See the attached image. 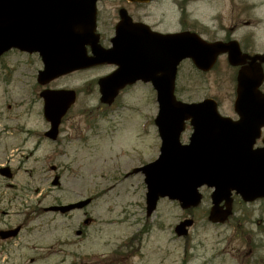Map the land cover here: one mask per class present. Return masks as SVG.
<instances>
[{
	"label": "rangeland",
	"instance_id": "1",
	"mask_svg": "<svg viewBox=\"0 0 264 264\" xmlns=\"http://www.w3.org/2000/svg\"><path fill=\"white\" fill-rule=\"evenodd\" d=\"M107 2L106 7L112 5ZM145 12L161 30H178L180 20L181 27L194 28L208 40L232 31L235 38L264 52V0H161ZM6 59L14 71L6 81L0 78V166H10L13 176L0 175V228H23L13 241H0V264H264V200L235 201L229 220L212 224L206 218L211 189L202 187L203 200L192 211L162 198L146 216L143 175L129 172L159 152L152 122L158 105L149 84L122 92L114 104L102 108L106 116L90 129L85 116L76 114L97 113L92 108L98 105V93L87 83L104 70L59 78L53 82L56 87L81 88L62 128L61 152L42 140L33 151L29 148L36 146V134L47 127L38 100L41 87L35 84L42 64L35 54H10ZM234 89V70L224 56L203 74L188 60L179 66L176 94L183 100L213 97L222 114L234 117ZM189 133L190 128L182 141ZM52 164L58 169H50ZM56 174L60 183L53 185ZM89 196L94 200L88 208L86 240L76 235L81 213L63 217L43 210L57 199ZM185 217H193L194 224L186 236L177 237L173 228Z\"/></svg>",
	"mask_w": 264,
	"mask_h": 264
},
{
	"label": "water",
	"instance_id": "2",
	"mask_svg": "<svg viewBox=\"0 0 264 264\" xmlns=\"http://www.w3.org/2000/svg\"><path fill=\"white\" fill-rule=\"evenodd\" d=\"M96 1L0 0V55L11 48L38 52L43 62L37 78L41 84L95 64L117 63L115 72L98 80L103 103H111L125 84L138 79L152 83L158 102L154 123L161 138L160 152L154 161L133 169V173L144 174L147 215L165 196L178 200L184 209L198 205L203 185L213 189L212 222H223L231 213L233 191L245 201L264 198V145L252 148L264 127V92L260 90L264 54L253 55L243 65L248 56L236 40L208 42L188 30L160 34L126 18L116 27L114 47L105 49L95 32ZM221 53H227L229 64L241 65L233 104L236 120L222 116L212 98L187 103L174 95L177 66L183 59L189 58L196 68L208 71ZM40 95L44 116L51 123L47 135L55 137L76 93L73 89H45ZM186 121L193 130L189 142L182 144L180 135ZM0 174L12 176L8 167L0 168ZM89 202L90 198L46 210L64 213ZM192 223L191 218L179 222L176 234H187ZM18 230L19 226L1 230L0 236H14Z\"/></svg>",
	"mask_w": 264,
	"mask_h": 264
},
{
	"label": "flooded vegetation",
	"instance_id": "3",
	"mask_svg": "<svg viewBox=\"0 0 264 264\" xmlns=\"http://www.w3.org/2000/svg\"><path fill=\"white\" fill-rule=\"evenodd\" d=\"M107 1L108 0H97V4H96L97 5L96 25H97V31L99 32V41H100L102 46H104V47H112L113 46L112 38H113V36L115 34L116 26L118 25V23L121 20L124 19L122 16L126 17L131 22H135V23H138V24L146 25L153 31L167 32L165 30L159 29L157 27V22H150V20L148 19V17H150V13H147L148 11L145 12L146 8L159 3L161 0H151V1L146 2V3L131 2V1H128V0H111L112 1V3H111L112 5H109V7L108 6L106 7L105 5L107 3H109ZM179 9L181 11L180 6H179ZM178 25H179L178 30H181L182 27H181L180 20L178 21ZM174 31H176V30H174ZM231 32L232 31L227 32L226 34H224L222 39L224 41H228L230 39H234L235 36L233 35V32L232 33ZM238 41H239L240 48H241L243 53L247 54L248 56H252L253 54L257 53V50L254 47H252L251 45H249L247 43V40H244L243 38H239ZM10 54H18V55H21V56H25L26 58H28V57H30V56H32L34 54L37 55V53H29V52L21 51V50L14 49V48H12V49L8 50L7 52H4L3 54H1L0 55V75H2V77L0 76V78H2L3 81H6L5 76L7 74H11L14 71V68L12 67V64L6 59ZM248 58L250 59V57H248ZM249 59H247V61ZM118 66L119 65H117L116 63H102V64H99V65L91 67V69H103L104 70L103 73H101L100 75L96 76L89 83H87L90 86V88L92 89V92H95V91L98 92L97 79L100 76H103V75H106L108 73L113 72L114 70H116L118 68ZM234 69H235V71L237 70L236 67ZM38 70H39V68L37 69V72H38ZM37 72L35 74V79L37 77ZM54 81H56V80L49 81V82H47L44 85H39L37 82L35 84L38 87H41V89H43V88H55L56 86L53 85ZM136 84H143V82L138 80L133 85H127V86L123 87L120 92L128 90L130 87H132V86H134ZM145 84H149L150 87H151L150 83H145ZM80 90H81V88H76L77 95H78ZM38 100H39V103L41 104V112H42V116H43V100L41 98L38 99ZM101 107L102 106L98 104V106H96V108H92V110L95 111V113H96L97 110L101 109ZM73 108H74V105L71 106V108L68 110L66 115L62 118L61 123L59 125L58 133H57V135L55 137H51V136H48L46 134L47 130L50 127V123L47 122L44 119L46 121L47 127H46L45 130H43V132H41V133L39 132V135L36 134V138H37L36 141H35L36 146H33L32 148H29V150L35 151L37 149V146L42 141H45V142H47L48 145L54 146L53 150L61 152V150L58 148L59 147L58 145L63 143L62 138H61L62 128H63V125H64L66 119H68L70 112L73 111ZM81 112H83V111L82 110L80 112L77 111L76 115H80V116L84 115L86 120L89 121L88 127L90 129H93L95 127L94 124L96 122L98 123V119L101 118L100 113L99 114H95V115L92 114V115L87 116L86 114H83ZM234 118H236V116H234ZM189 128L190 127H189V124L187 122L185 124V130L183 132V135L188 132ZM23 132L25 134L26 133L31 134L32 135L31 137H33V133L30 130H24ZM263 135H264V128H262V130H261V136L257 137L254 140V143L252 145L253 148H259V147H261L263 145V142H262ZM25 137H26L27 140L29 139L27 135ZM159 144H160V141H159ZM159 144H158V147H159ZM50 169L57 170L58 166L52 164L50 166ZM56 175L58 176L56 185H58L60 183V181H59L60 180V175H58V174H56ZM84 198H76V199L68 200V201H62L61 199H57L54 202H52V204H50V205H62V204L74 203V202L80 201L81 199H84ZM93 200H94V198L91 197L90 203L88 205L83 206L80 209H74V210H72L70 212H67V213H64V214H62L59 211H56L54 213L58 214L60 216H63V217H67L68 214L73 212V211L81 213L83 218L81 220V223L78 222L79 227H78V229H76V235L77 236H81L83 239L86 240L88 238V232H87L88 229H87V227L90 225V221H91V217H89L90 213L88 211V208H89L90 204L93 202ZM235 201H238L241 204H254L257 201L258 202L262 201V199H256V200L251 201V202H245V201L241 200L238 196L234 195L233 196V202H232V208L233 209H234ZM44 208L45 207H43V210H44ZM51 212H53V211H51ZM206 213H207L206 214V216H207L208 215V209H207ZM233 213H234V211H233ZM19 225H20V231H21L22 228H23V225L22 224H19ZM4 226H6V227L0 228V229L9 230V229L13 228V226H9L8 224H5ZM20 231L14 237H8V238H5V239L0 238V241H2L4 244L6 242H11V241H13L14 239H16L18 237ZM129 240L127 241V244L130 243ZM5 249H6V247H3L2 250H5ZM33 261H34V258L33 257L30 258V262H33Z\"/></svg>",
	"mask_w": 264,
	"mask_h": 264
}]
</instances>
